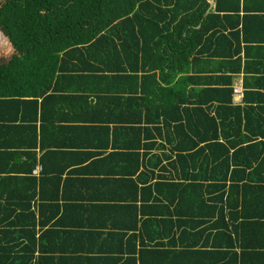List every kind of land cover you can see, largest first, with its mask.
<instances>
[{
	"label": "trees",
	"instance_id": "trees-1",
	"mask_svg": "<svg viewBox=\"0 0 264 264\" xmlns=\"http://www.w3.org/2000/svg\"><path fill=\"white\" fill-rule=\"evenodd\" d=\"M15 1L0 25V56L20 53L0 60V264H100L95 241L124 238L121 264H257L264 0ZM68 104L75 119L56 115Z\"/></svg>",
	"mask_w": 264,
	"mask_h": 264
},
{
	"label": "crops",
	"instance_id": "crops-1",
	"mask_svg": "<svg viewBox=\"0 0 264 264\" xmlns=\"http://www.w3.org/2000/svg\"><path fill=\"white\" fill-rule=\"evenodd\" d=\"M214 0H210V6L211 7H214ZM9 41V40H8ZM239 77H241V75H239V76H237V78H239ZM236 76H235V79H234V81H236ZM233 81V82H234ZM75 108V105L74 104H72V105H69L68 104V108L67 107H61V106H59V108H58V111H57V113L55 112L56 111V107H53L52 106V108H51V110L53 111V113H52V115L54 114V112L56 113V115H61L62 117H64V118H68L69 116L72 118V119H75V113H74V109ZM63 111H67L69 114H62V113H59V112H63ZM88 114H89V112H88ZM91 116V113L89 114V115H86V117H84V118H82V119H85V118H88V117H90ZM99 116H101L100 114H98L97 115V117H99ZM90 120L88 119L87 120V122H79V123H77L76 121H74V122H69V123H76V124H72V125H81V123H90L89 122ZM63 123H68V121L66 120V121H64ZM81 127V126H80ZM82 128V127H81ZM83 130V129H82ZM68 132H70V131H66V133H68ZM72 132H74V131H72ZM83 131H81V133H82ZM65 133V134H66ZM84 133H85V131H84ZM76 134V132H74L73 133V135H75ZM88 134V133H87ZM78 141H80V140H78ZM72 155V154H71ZM73 156V155H72ZM76 159H77V157H75ZM72 163H76V161H68L67 163H66V165H69V164H72ZM118 163L119 162H115V165H118ZM50 164V163H49ZM65 163H57V162H54V161H52L51 160V164H50V166H62V165H64ZM40 164H38L37 166L40 168V166H39ZM82 165V164H81ZM69 167V166H68ZM74 167V166H73ZM95 167H96V165H91L90 166V168L93 170V171H95ZM73 169H77L78 170V172H71L72 171V168H66V170H65V172L62 174V178L64 179V180H69V181H75L77 178H79V177H81V176H84V173H85V171H86V169H84V168H77V167H75V168H73ZM89 169L87 168V171H88ZM90 171V170H89ZM71 172V175H69L68 173H70ZM92 173H94V172H91L90 171V174H92ZM90 174H88L87 175V178H89L90 177ZM86 188V187H85ZM84 187H81V188H79V187H77V188H72V189H69V190H67V193L69 194V195H73L74 193H76V192H79V193H81L83 196H88V194H89V192L91 193H93L94 192V190H95V188L94 187H92V188H90V189H88V188H86L85 189ZM263 195H264V193H263ZM36 212H37V210H36ZM90 222H93L94 224H97V223H99L100 221H89V223ZM80 223H81V221H80ZM87 223V222H86ZM262 232V230H260V227H259V229H258V234L260 235V233ZM253 236V235H252ZM248 237V236H247ZM248 239V238H247ZM124 242V243H123ZM83 243V242H82ZM95 243L96 244H100V243H102L103 244V246L101 247V248H99V250L98 251H96L95 253H97V255H98V258H99V262H100V264H121V260H123L125 257H128L129 256V253H126V255L124 254V255H121V253L123 252V250H124V252H127L126 250L127 249H129V248H131L132 247V241H127V238H124V240L123 241H121V242H118V239H115V240H108V241H105L104 242V240H98V241H95ZM239 243L240 242H238V244H237V252H239L240 251V245H239ZM258 243H259V245H258ZM261 243H262V240H258V241H255V240H252V241H250V240H247L246 241V244H245V246H251L252 244L253 245H255V247L253 248L256 252H254V253H249V255H251L253 258H254V260H255V262L257 263V264H264V257H260V256H258V251H263V249H264V246L263 247H259L260 245H261ZM84 244V246H85V243H83ZM135 245H136V249H138L139 248V241L137 240L136 241V243H135ZM88 246V245H87ZM227 250H229V248L227 249ZM38 252H36V254H37ZM83 253H85V252H83ZM83 257H86L85 256V254H84V256ZM120 257H124L123 259H120ZM93 258H95V257H93ZM83 260V263L82 264H84V262L86 263V264H90V263H88L87 261H84V259H82ZM85 260H87V259H85ZM245 264H249L247 261L245 262Z\"/></svg>",
	"mask_w": 264,
	"mask_h": 264
},
{
	"label": "rangeland",
	"instance_id": "rangeland-1",
	"mask_svg": "<svg viewBox=\"0 0 264 264\" xmlns=\"http://www.w3.org/2000/svg\"><path fill=\"white\" fill-rule=\"evenodd\" d=\"M0 14L3 16V18L5 17L4 19H0V25L6 24L10 26L11 21H14L16 18L21 16L22 10L19 8L18 2L15 0H0ZM0 32L3 36H5L1 28ZM16 51L17 50L13 46L12 52L7 56L1 55L0 60L10 61L13 55L16 54Z\"/></svg>",
	"mask_w": 264,
	"mask_h": 264
},
{
	"label": "built area",
	"instance_id": "built-area-1",
	"mask_svg": "<svg viewBox=\"0 0 264 264\" xmlns=\"http://www.w3.org/2000/svg\"><path fill=\"white\" fill-rule=\"evenodd\" d=\"M232 90H233L232 102L234 104L240 103L242 100V91H243L241 77L237 78L236 81L233 82ZM37 170H38V167L36 169H34V172H37Z\"/></svg>",
	"mask_w": 264,
	"mask_h": 264
},
{
	"label": "water",
	"instance_id": "water-1",
	"mask_svg": "<svg viewBox=\"0 0 264 264\" xmlns=\"http://www.w3.org/2000/svg\"><path fill=\"white\" fill-rule=\"evenodd\" d=\"M16 55H20V53L18 51H16Z\"/></svg>",
	"mask_w": 264,
	"mask_h": 264
},
{
	"label": "clouds",
	"instance_id": "clouds-1",
	"mask_svg": "<svg viewBox=\"0 0 264 264\" xmlns=\"http://www.w3.org/2000/svg\"><path fill=\"white\" fill-rule=\"evenodd\" d=\"M233 103V102H232ZM241 103V102H240ZM239 104V103H238Z\"/></svg>",
	"mask_w": 264,
	"mask_h": 264
}]
</instances>
